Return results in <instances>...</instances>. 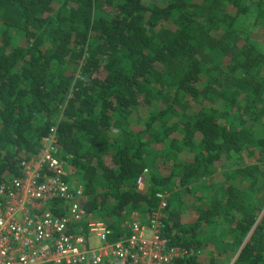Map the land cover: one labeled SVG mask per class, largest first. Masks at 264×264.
<instances>
[{
	"label": "trees",
	"instance_id": "1",
	"mask_svg": "<svg viewBox=\"0 0 264 264\" xmlns=\"http://www.w3.org/2000/svg\"><path fill=\"white\" fill-rule=\"evenodd\" d=\"M243 4L0 0V182L54 127L86 221L101 220L109 242L128 234L131 214L147 222L162 193L161 235L190 252L178 264H264V54L235 44ZM217 50L229 62L211 73L201 54ZM221 167L225 181L211 184Z\"/></svg>",
	"mask_w": 264,
	"mask_h": 264
},
{
	"label": "built area",
	"instance_id": "2",
	"mask_svg": "<svg viewBox=\"0 0 264 264\" xmlns=\"http://www.w3.org/2000/svg\"><path fill=\"white\" fill-rule=\"evenodd\" d=\"M51 127L37 152L21 159L19 175L0 182V264H178L190 252L161 234L159 210L147 222L131 214L128 234L115 242L101 220L86 221L83 186L57 156ZM147 169L136 178L145 187ZM86 225L84 232L79 230Z\"/></svg>",
	"mask_w": 264,
	"mask_h": 264
},
{
	"label": "rangeland",
	"instance_id": "3",
	"mask_svg": "<svg viewBox=\"0 0 264 264\" xmlns=\"http://www.w3.org/2000/svg\"><path fill=\"white\" fill-rule=\"evenodd\" d=\"M258 0H244L245 6L247 5L249 7L246 8V12L244 15L240 16L238 19V23L235 24L237 27L235 29V35H236V45L242 46L245 42L249 45H254L256 50L261 51L264 54V17L263 18H258L255 19V10L252 7L254 2H257ZM263 1V4L261 5V9L264 11V0H260V3ZM243 4V5H244ZM12 38L14 39L13 34H11ZM228 37H235V36H228ZM228 39V38H227ZM229 40V39H228ZM230 41V40H229ZM231 43V41L229 42ZM199 54H201L199 52ZM220 51H211V52H205L204 54H201L205 57V63L209 67L208 72L215 73L216 70L215 68H212V65L215 64L217 65H225L227 62H229V59L226 58ZM258 76L262 77L264 80V65H260L258 69ZM186 154H180L179 157H185ZM154 157L153 161V168L154 171L160 175L166 174L168 171L169 163L164 162V159H160L157 156L155 158V155H152ZM152 169V168H151ZM228 168L226 167H221L217 171H215L211 177L208 179L211 184H220L225 181V175L224 171H226ZM153 170V169H152ZM151 173L150 169H148L147 176L149 177V174ZM147 177V178H148ZM168 195V194H167ZM183 218L182 220L186 223H192L196 215L191 212V209L188 207L183 208ZM264 215V208L260 212L258 219L256 223H258ZM213 237L211 235L206 236V243L203 246V255L206 256L209 255L208 253L212 252V247H214V242H213ZM216 255V254H214ZM236 256V255H235ZM234 256V257H235ZM218 256H216L217 258ZM234 257H230L227 255H223L221 257L224 262L226 261L225 259H228L229 262H226V264H233ZM220 258V257H219Z\"/></svg>",
	"mask_w": 264,
	"mask_h": 264
}]
</instances>
